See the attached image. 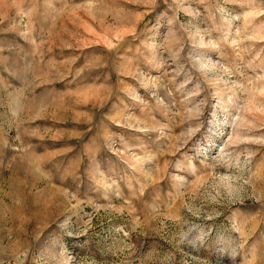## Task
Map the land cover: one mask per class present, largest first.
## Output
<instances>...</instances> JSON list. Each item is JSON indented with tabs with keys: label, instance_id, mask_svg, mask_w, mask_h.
Listing matches in <instances>:
<instances>
[{
	"label": "rangeland",
	"instance_id": "1",
	"mask_svg": "<svg viewBox=\"0 0 264 264\" xmlns=\"http://www.w3.org/2000/svg\"><path fill=\"white\" fill-rule=\"evenodd\" d=\"M0 264H264V0H0Z\"/></svg>",
	"mask_w": 264,
	"mask_h": 264
}]
</instances>
